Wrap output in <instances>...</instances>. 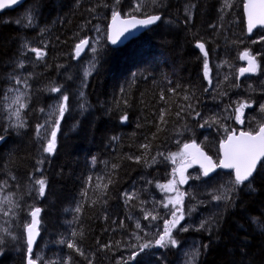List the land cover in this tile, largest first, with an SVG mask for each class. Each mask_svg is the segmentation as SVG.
I'll return each mask as SVG.
<instances>
[{
  "label": "trees",
  "instance_id": "1",
  "mask_svg": "<svg viewBox=\"0 0 264 264\" xmlns=\"http://www.w3.org/2000/svg\"><path fill=\"white\" fill-rule=\"evenodd\" d=\"M114 3L115 0H26L17 9L0 14V135L5 137L0 146V185L7 181L0 192L20 205L13 209L15 219L0 212V229L9 228L21 237L3 246L0 264H26V233L22 225L31 219L28 205L42 210L40 235L33 248L34 256L41 258L38 264H62L69 256L73 264H88L84 257L59 243L61 239H73L74 230L77 244L93 264H123L127 259L125 248L134 239L132 233L140 234L136 221L144 226L155 225L151 219L143 218L141 207L153 208L157 184L172 180V170L177 167L160 156L150 166L143 159L137 163L129 157H143L147 151L150 161L157 152L177 153L181 144L195 141L216 161L220 142L226 136L221 124L230 130L251 131L264 123V113L258 108L264 103V29L247 35L244 0H231L232 7L225 9L222 20L223 0H161L158 6L149 4L146 10L160 14L161 20L119 49L110 48L106 39L111 7H96ZM135 3L136 0H120L122 17H127ZM93 7L94 13L89 11ZM132 14L145 18L143 12ZM97 24L99 33L94 27ZM85 37L96 52H84L76 58L75 44ZM24 42L43 49L47 55L41 61L35 59L34 53L26 52L25 68H14ZM197 42H203L208 52L211 87L203 75L205 57L196 47ZM245 50L256 57L259 67L256 73L239 79L238 70L244 66L240 57ZM89 57L95 67L85 77L84 61ZM10 74H31V87L24 98L27 108L21 112L27 122L24 128L10 126L14 122L4 99V93L14 83L8 79ZM54 86H59L61 92L48 90ZM61 93L69 97L68 110L60 120L55 152L48 155L43 146L56 119L49 118V113L60 102ZM185 95L193 97L190 102L201 117H216L220 124L200 128L198 124L203 119H193L186 113L178 118L181 106L189 103ZM242 99H251L255 105L245 109V123L240 127L227 117L233 115L229 105ZM161 110H167L164 125L159 121ZM123 115H127V121L121 120ZM46 119L50 123L41 129L45 139H37L36 125L44 124ZM158 125L162 131H157ZM142 144L150 148L143 149ZM38 159L44 160L43 165L37 164ZM255 176L256 191L242 188L235 204L227 207L223 203L213 207L206 201L204 207H199V189L194 181L182 190L185 217H190L192 224L199 211L209 221H219L211 225V233L194 224L183 233L181 239L190 238L199 244L200 254L194 264H264V230L260 227L264 225V170ZM223 178L231 180L233 176L223 174ZM36 179H46L44 197L35 191ZM109 180L112 183L105 189ZM97 183L100 188H96ZM125 192L135 193L138 199L126 204ZM81 204L82 211L76 213L75 208ZM9 207L3 202L0 208ZM104 244L114 247L102 249ZM161 256L145 259L149 264L179 263L172 247L162 250Z\"/></svg>",
  "mask_w": 264,
  "mask_h": 264
},
{
  "label": "snow or ice",
  "instance_id": "2",
  "mask_svg": "<svg viewBox=\"0 0 264 264\" xmlns=\"http://www.w3.org/2000/svg\"><path fill=\"white\" fill-rule=\"evenodd\" d=\"M161 0H136L135 7L131 12L128 13L127 17H122L121 12L119 10L118 5L120 4V0H115V3L112 5L108 4H97L96 7L103 6L105 8L111 7V23L109 25V30L106 33V39L112 45L123 44L125 40L129 38V35H134L135 30L138 27H147L153 24H156L161 20L160 14H149L146 10L147 6L150 4L151 6H158ZM18 0H0V9L8 8L12 5H16ZM232 3L231 0H223V4L220 8L221 12V20L223 19V15L225 14V9L231 8ZM96 8L93 7L89 9L90 12H95ZM244 10L247 14V29L248 33L251 34L254 27L257 25L264 26V0H246L244 3ZM143 12V19H137L135 15L132 13H141ZM186 16H189L190 13L186 10ZM90 22V21H89ZM32 23L31 17H29V25ZM96 32H101L100 26L97 24L94 26ZM215 27V25H213ZM261 40H264V37H261ZM253 43H257L258 41H252ZM86 47H89V38L85 37L79 40L78 43L75 44L74 53L75 57L79 58L82 51ZM196 47L200 49V51L204 54V63H203V75L206 80H208V84L211 87L212 79H211V69L208 61V52L205 50V44L203 42H197ZM22 49L19 53V58L14 63V68L24 69L25 68V60L23 57L26 55V52H31L35 54L36 60H43L47 55V52L41 48L29 46L27 42H24L20 45ZM26 50V51H25ZM91 50L95 53L96 48L92 47ZM241 59L248 60L247 67L239 68V75L244 76L245 73H256L259 65L256 63V57L254 55H250L248 50H245L241 54ZM226 63V62H225ZM95 64H93L89 69L85 70V77L91 74L92 69H94ZM31 78V74H28L25 77H21L17 74H10L8 79L13 81L14 83L8 87L6 92L4 93V99H8V93L15 92L16 95L11 100L12 105H17L16 108H9L10 118L15 117V123L10 125L14 128H24L26 126V121L22 118L21 112L27 108V103L24 102V98L28 95V90L30 89V85L28 80ZM227 79V76L225 77ZM25 89L24 92L20 91V87ZM233 87H239V84H234ZM51 92H61L59 86L50 87L48 89ZM208 89H205L207 91ZM169 91L174 92L175 89H170ZM193 97L184 96V100L189 101L187 105L181 106V110L176 113L178 118L181 117L182 113H186L191 116L193 119H203V123H199L198 127H212L214 124H220V121L216 117H201L200 112L196 109L195 105H193L190 101ZM68 95L61 93L60 102L54 106L52 112L49 113V118L51 116H56L54 122H52L53 130L50 132V138L47 139L46 145L43 146V152L48 155H52L56 149V141H57V131L60 127V120L64 117L65 112L68 110ZM161 99H164L163 93H161ZM234 105V107H233ZM233 105H229L232 108L233 115L227 118L234 119L236 123L243 125L245 123V109L253 108L255 105V101L251 99H242L233 102ZM259 111L264 113V103L258 105ZM41 112H44V109H40ZM167 110H161L159 121L161 125L167 124V120H165V115ZM127 115H123L121 117L122 121H127ZM50 119H46L44 124L36 125V137L37 139H45V137L41 134V129L45 128V124H49ZM185 127H187L185 125ZM221 127L224 128V132L226 133L225 138L220 142V151L222 156L220 159L213 161V159L206 155L203 151L200 150L199 146L192 141L190 143H183L182 151L178 153L165 154L163 152H157L155 156L151 157L149 161L146 157L148 156L147 151L144 153L143 157H129V159H134L135 162L139 163L143 159L145 165L150 166L153 163L157 162V156L163 157L165 160L170 161L172 164L177 163V158L180 159L181 163L179 167H175L172 170L173 179L170 180L167 184H157V187L162 189V191L166 193H174V195L166 196L165 201H160L159 206L165 209H168V214L170 215V219H166L164 221L163 231L156 235V237L152 240L144 241L143 243H138V248L140 251H144L147 248L151 247H159V248H169V247H177L178 241L173 236V231L179 227V230L182 232H187L189 230L186 226H181V221L185 219V211H184V196L185 193L180 191L178 185H182L187 183L190 177L185 175L186 167L190 165L192 161H195L200 164V167L203 172V176L208 177L210 173L215 171L217 168L228 169L234 175V178L229 180L227 185L221 187L218 194L213 195V200L217 202H222L226 207L235 204L236 196L242 188H247L250 191H256L254 187L255 182V174H258L259 171L264 170V123H260L256 130L251 131H240L237 134L236 129H229L224 127L221 124ZM159 125L157 126V131H162ZM2 131H7V129H3ZM182 133H178L180 135ZM5 137L0 135V141H3ZM115 139V138H114ZM177 143H180L178 140ZM141 148L149 149V144H142ZM44 160L38 159L37 164L43 165ZM259 166V167H258ZM116 165H113L115 168ZM39 170V169H38ZM178 175L179 179H176ZM199 178V177H196ZM15 179V177H12ZM91 177H89V185L91 186ZM35 185L38 187L35 189L37 195L39 197H44L46 194L47 182L46 179H36L34 181ZM112 181L109 180L107 184L104 185V188L107 189L108 184H111ZM149 183H151L149 181ZM7 185V181L5 180L0 187ZM96 188H100V184H96ZM32 190V187L29 186V191ZM83 195H87V191L83 193ZM125 203L133 201L134 199H138L135 193H123ZM4 202L11 205L7 210L4 208H0V212L3 213L4 216L12 215L13 219L16 218V213L13 212V209H19V203H13L10 197H5ZM96 203V201H93ZM141 204L145 203L144 201L140 202ZM171 205V208H169ZM40 207H35L32 205H28V215L31 217L29 221L23 223L22 227L26 233V264H38V261L41 259L40 257L34 256L33 246L36 243V238L40 235L39 225L41 223L39 217L41 213ZM82 211V204L78 205L75 208L76 213H80ZM141 211L144 213V219L148 220L149 218L152 221H156L161 218L159 212L153 207L151 210L145 209L141 207ZM131 218V217H130ZM218 220L213 221H203L199 225V229H204L211 233L212 227L211 225L214 223L218 224ZM7 223V221H6ZM120 226L124 227V222H120ZM207 226V227H206ZM262 230H264V225L260 226ZM135 228L143 232L144 229L141 227V223L139 220L135 223ZM198 229V230H199ZM73 239H69L65 241L61 239L59 243L66 244L68 249L73 250L79 256L84 257L88 264H93L92 259H90L84 250L77 244L76 237L77 232L74 230L71 233ZM148 233H145L147 236ZM132 236L139 242L142 238L137 235L136 232L132 233ZM80 237L83 238V234L80 233ZM21 237L17 236L16 233L10 231L9 228L0 229V255H3V246L10 241H16ZM119 246V242L115 245ZM114 245L112 244H104L101 245L102 249L110 250ZM207 248V245H204ZM138 254V253H137ZM200 252L199 249L194 250L191 253L192 259L195 260L198 258ZM134 257H129V259H133ZM49 264H59L58 261H50ZM62 264H73L71 256L67 257ZM127 264V261L124 262Z\"/></svg>",
  "mask_w": 264,
  "mask_h": 264
},
{
  "label": "rangeland",
  "instance_id": "3",
  "mask_svg": "<svg viewBox=\"0 0 264 264\" xmlns=\"http://www.w3.org/2000/svg\"><path fill=\"white\" fill-rule=\"evenodd\" d=\"M27 20L29 21V19H27ZM91 48L92 47H88L86 50L87 52L85 51V53L91 54L92 53ZM241 60L243 62L246 61V59H241ZM91 64H92V57H89L88 59H86L84 61V65H85L86 69H89ZM24 90L25 89L23 87H20L21 92H24ZM15 95H16L15 92L8 93L9 98L7 100L5 99V106L8 110V113H9L10 107L11 108L18 107L17 105L11 104V100L14 98ZM9 118H10V113H9ZM10 119L14 123L16 122L15 117H11ZM182 146H183V144H181V149L179 152L182 151ZM180 163H181L180 159L177 158L176 166L179 167ZM219 174L220 175H218V172H216L213 175H211V177H205V176H203V174L201 173V171L199 169L194 168L192 166V164L190 163V165L187 166L186 170H185V175L190 177V178L188 179L187 183L182 184V185H178V187H179L180 191H182L184 188L187 187L186 186L187 184H189L191 181H194L195 182L194 185L197 186L199 189V197L200 198L197 200V202H201V204H199L198 206L204 207L203 202L206 201V202L210 203L211 206L217 207L222 202H217V201L213 200L212 197L214 194H218L219 190H221V187L224 185H227L229 182V179L223 178L224 173L220 172ZM196 177H199V178H196ZM176 179H179L178 175L176 176ZM167 183L168 182H165L164 184H167ZM198 189H197V191H198ZM168 195H174V193L169 194V193L162 191V189L158 188V193L155 195L156 197H155V200L153 202L154 203L153 207H155L156 210L159 212L161 218L157 219L156 221L151 220L152 222H155V225H152V224H147L146 226L141 225V227L144 229V231L140 232V234L138 233L137 235L140 236L142 239L138 242L134 238L129 243V246L127 248H125L126 253H127V259L125 261H127V264H149V261L145 258H149V256H155L157 258L162 257L161 252L165 248H159V247L154 246L151 248H147L144 251H140L137 245H138V243H143L144 241L154 239L157 234H159L163 231L164 221L166 219H170L171 217L168 214L169 210L160 207L159 202L165 201L166 196H168ZM5 197H8V196L5 193L0 192V207H2L3 202L5 200ZM197 202L195 204H198ZM169 208H171V205H169ZM192 208H193V206H192ZM206 220L209 221V218L206 217L205 213H203L202 211H199L193 224L196 226H199L201 224V222L206 221ZM193 224L191 223L190 217H188V218L185 217V219L183 221H181V226L188 227L189 228L188 231L191 230V226ZM145 233H148V235L145 236ZM183 233L184 232L179 230V227L173 231V235L175 234V236L178 237L179 239L183 238V236H182ZM177 241H178V246L172 247V248H174L176 250L177 259H179L178 264H194L196 259L195 260L192 259L191 253L194 250L199 249V244L195 240L190 239V238H184V239L177 240ZM129 257H134V258L129 259ZM124 262H123V264H124Z\"/></svg>",
  "mask_w": 264,
  "mask_h": 264
},
{
  "label": "water",
  "instance_id": "4",
  "mask_svg": "<svg viewBox=\"0 0 264 264\" xmlns=\"http://www.w3.org/2000/svg\"><path fill=\"white\" fill-rule=\"evenodd\" d=\"M26 0H18V3L16 5H12L8 8H4V9H0V14H2L3 12H8V11H13L15 9H17L18 7H20ZM246 2V0H244V3ZM244 16H245V24H246V30H247V35L250 37L252 36V34L257 31V30H261V29H264V26H261V25H257L256 27L253 28L252 30V33L249 34L248 33V29H247V14L245 13V10H244ZM137 19H143V18H137ZM111 23V20L109 21V24H108V28H107V32L109 30V25ZM157 24V23H156ZM156 24H153V25H150V26H147V27H138L136 30H135V34L134 35H129V38L127 40L124 41L123 44H119L118 46L117 45H112L108 40H107V43L109 45L110 48L112 49H119L123 46H125L126 44H128L129 42H131L132 40H135L136 38H138L141 34H143L144 32L150 30L153 26H155ZM87 48V47H86ZM86 48L84 49V51H82L81 55L85 52ZM202 53V52H201ZM202 55L204 56V54L202 53ZM248 66V61L245 62V67ZM253 73H245L244 76H240L239 75V79L243 78V77H246L248 75H252ZM263 119H264V115H263ZM239 126L241 127L242 125L239 124ZM242 131V130H240ZM238 131L237 134L240 132ZM3 141H0V146L2 145ZM199 146V145H198ZM200 148V146H199ZM201 151H203L201 148H200ZM204 152V151H203ZM205 153V152H204ZM206 154V153H205ZM222 156V153L220 151V146H219V159L221 158ZM192 166L194 168H197L199 169L201 172H202V169L200 167V164L195 162V161H192L191 162ZM216 172H222L224 174H231V170H228V169H221V168H217L215 171H213L212 173H210V175L208 177H211V175H213L214 173ZM203 174V172H202ZM232 176L234 178V175L232 173ZM38 238V237H37ZM37 238H36V241H37ZM35 245V244H34ZM34 248V246H33Z\"/></svg>",
  "mask_w": 264,
  "mask_h": 264
},
{
  "label": "flooded vegetation",
  "instance_id": "5",
  "mask_svg": "<svg viewBox=\"0 0 264 264\" xmlns=\"http://www.w3.org/2000/svg\"><path fill=\"white\" fill-rule=\"evenodd\" d=\"M246 61H248V60L246 59ZM246 61H245V62H246ZM242 62H243V61H242ZM245 62H243V63H244V66H243V67H245Z\"/></svg>",
  "mask_w": 264,
  "mask_h": 264
},
{
  "label": "bare ground",
  "instance_id": "6",
  "mask_svg": "<svg viewBox=\"0 0 264 264\" xmlns=\"http://www.w3.org/2000/svg\"><path fill=\"white\" fill-rule=\"evenodd\" d=\"M90 41V40H89Z\"/></svg>",
  "mask_w": 264,
  "mask_h": 264
}]
</instances>
